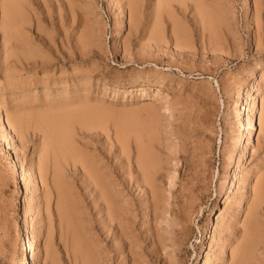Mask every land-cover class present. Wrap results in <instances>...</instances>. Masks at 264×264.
<instances>
[{"label":"bare ground","instance_id":"6f19581e","mask_svg":"<svg viewBox=\"0 0 264 264\" xmlns=\"http://www.w3.org/2000/svg\"><path fill=\"white\" fill-rule=\"evenodd\" d=\"M103 1L112 6L110 0ZM120 1L115 0V3ZM171 1L173 0H155L151 5L147 17L151 15L153 22L146 17V21L152 23L151 26L148 25L149 28L146 26L147 37L145 41L147 46H158L160 44L161 35L164 34L161 33L160 27V23L163 21L160 18H165L163 17V11L170 18L176 17V15L172 17L169 14V12H172L170 11ZM185 1L175 0L180 6L187 2ZM247 1L245 0V12L249 4ZM263 1L252 0L253 15H249L246 23L248 26V41L254 45L255 52H259L264 45V27H261L264 25V14L261 10ZM190 2L189 13L192 15V19H195L201 31L204 30L207 33L206 45L208 44L212 51L219 49V47L223 49V45L220 46L221 42L219 44L221 39L219 34L221 33H218V30H222V24H230V17L227 18V15L225 17V14L229 13H225V11L229 8L224 11L226 4L218 0H190ZM127 4L130 8L127 7L130 11L129 20L121 9L118 12L119 18L115 24L116 34L127 28V25L136 29L140 22L137 1L127 0ZM0 5L5 14L7 13L6 15L9 16L8 11L15 4L11 0H0ZM186 6L188 7V5H185V8ZM163 8L165 9L163 10ZM176 14L178 13L176 12ZM174 19L169 20L171 21V28L168 29H171V33L174 31L176 36L179 34L178 31L181 30H178L181 23H179V26L176 25L179 20L175 19V22ZM20 23L22 22L20 21ZM0 26L3 27L4 25L1 24ZM198 26L195 27L198 29ZM250 27L253 30H250ZM87 34L86 38L90 39L93 36L91 29ZM116 34L115 37H117ZM228 34H230L229 31ZM223 38L222 40H224ZM228 40L233 42L231 37ZM181 41H184V39ZM201 41L203 42V40ZM2 42L4 41L2 40ZM162 44H165V42ZM218 44L219 47H216ZM228 47L232 49V46L227 44ZM155 48L157 49V47ZM162 48L164 49V47ZM202 48L200 51H202ZM156 49L150 50L154 52ZM210 49L207 51H211ZM33 54L32 50L27 53L30 58L33 57ZM8 55L6 52L1 57L2 59L0 58V61L4 63ZM1 62L0 70L4 69L6 71L7 83L15 86V89L17 88L20 92H24L28 84L24 81H14L15 71L13 69L7 71L9 69L6 66L7 64L4 66ZM258 63L261 66L259 75L251 82L256 86V96L259 98L256 138H259L261 134L264 136V63L257 61L249 68H245L254 71V69H257ZM90 71L89 68H81L78 71V75L80 74L77 76L78 79L89 77ZM156 71H151V74ZM148 73H146L147 76ZM156 75H159V73ZM76 80L77 78L74 79V81ZM221 83L226 96V109L230 105L229 98L235 97L233 107L229 108L230 111L227 109L223 117L229 120L228 116L232 111L237 119V127L234 126V129L233 127L224 128L223 130L224 145L220 155V168L216 170L217 183L214 191L212 190L213 192L210 189V183L214 175L212 176L210 169L212 168L210 167L212 143H209V134L206 133V135L208 134V140H206L208 142H205V139L201 142V137L197 139L199 136L194 138L196 134L203 133L201 128L204 125H201L203 114H200V110L199 113L196 111L199 114V117L198 115L196 117L200 121H197L195 117V123L193 121V124L189 122V125L192 124L191 126L185 122V126L183 123V126L180 124L182 128L176 127V131L173 133L179 141L176 138L175 141L178 144L173 146L172 144L175 142L173 141L170 144L172 148L157 145L158 142L156 141L160 137L157 109L155 110L156 113L154 112L157 106L149 107L147 120L143 123H140V121L139 125L135 121L136 127L132 129L121 126L122 123L115 118L110 120L111 118L106 114L107 111L105 113V110H107V108H104L105 105L81 103V97L73 101H64L63 104L61 102V104L56 105L57 108L49 111H41L40 106L39 109L30 108L31 111L29 109L25 111L24 108L22 112L18 110L10 111L4 114L3 118V112L0 110V140L4 139L6 148L12 149V152L8 153L9 163L14 169V177L17 178L20 187L19 196L23 198L21 225L25 226L26 230L22 242V248L24 247V249L15 257V264H29V258L34 254L36 255V252L39 253L37 251L40 249L38 248V234L27 229L26 226L28 224V214L34 212L35 207L37 209L44 208L47 214L51 212L54 216L56 221V224H54L58 231L57 241L62 247L67 264H186L190 257L197 260L199 252L205 247L207 249L200 264H262L264 261V160L261 159L253 167L244 169L242 163L239 162V154L235 166L231 173L229 172L230 154L234 150L238 139L242 136L239 127L246 125V133L248 134L253 129L252 109L255 104L254 97L252 99L250 90L247 87L244 95L246 109V122L244 124L240 116L241 111L237 107L243 83L240 72L230 73L229 76L221 80ZM60 84L62 85L61 88L65 87L63 82H60ZM76 84L75 86H78L79 81ZM114 84L119 85L118 82ZM150 85L149 82H132L125 89H128V92H133V89L137 90V88L147 90ZM47 86H49L48 83L42 89L44 93H46ZM153 86L152 89H155V91L152 94L154 96H160L159 92H164L160 83L156 82ZM64 91L60 95H66L67 92ZM164 103L167 106L165 101ZM197 107L200 108V106ZM192 117L194 118V115ZM189 120L191 121V119ZM185 121H187L186 118ZM205 121L209 122L207 118ZM29 127L40 135L38 145H30L32 150L26 158V162H24L25 160L18 155L19 151L16 145L13 144V137L16 136L20 140H18V143L22 144L21 141L25 139L26 135L24 134ZM170 129L169 131H171ZM230 129H233L232 131L236 135L228 133ZM180 131L184 132V135L180 136ZM99 135L104 137L102 142L98 140ZM167 135L164 134L168 139L169 134L167 133ZM206 135H203V137H206ZM248 137L245 140V146L248 144ZM107 138H110L112 142L109 139L110 143L105 144ZM130 138L132 139L130 140ZM22 147H19L21 152L25 149V146L24 149ZM172 160L174 162L170 163ZM178 161L181 163L180 167L179 165L176 167ZM169 163L172 164V170ZM0 178L2 177L0 176ZM232 183L236 185L234 190V185L231 188ZM38 188L41 189L39 192H37ZM223 193H226L222 202L223 205L219 208L212 227L210 213L218 205V198ZM194 224H196L199 235H194ZM193 237L194 242H190ZM43 245L45 248L50 244L46 240ZM49 248L46 250L48 264H60L62 255L57 254L58 251L52 247V244ZM191 264L193 263L191 262Z\"/></svg>","mask_w":264,"mask_h":264},{"label":"rangeland","instance_id":"374dc122","mask_svg":"<svg viewBox=\"0 0 264 264\" xmlns=\"http://www.w3.org/2000/svg\"><path fill=\"white\" fill-rule=\"evenodd\" d=\"M12 1H14L15 5H12L11 9L8 11L10 13L9 16L6 15L7 13L5 14V11L0 5V25H4L3 27L0 26V54H2L0 55V58L6 52L7 54H9L7 56L8 58H6L7 60H4V63H2L1 61L0 62L1 64H4V66L5 64H7L6 66L7 68H9L7 69V71L11 69L15 71L16 76L13 79L14 81H24L28 85L27 89L24 92L21 91V93L19 90H17V88L15 89V86L7 83L8 78L6 75V71L4 69L2 71L0 70V110L3 112V118L5 116L4 114L10 111L12 112L18 110L22 112L24 111V108L25 111H27L26 109L30 110V108L39 109L40 106L41 111L53 110L54 108H57L56 105H58L59 103L61 104V102L63 104L64 101H73L74 99H80L78 97H81V103H92L98 104L99 106L105 105L106 107L104 108H107V110H105V113L107 111L106 114L109 118H111L110 120L115 118L118 122L122 123L121 126H126V129H128V127L132 129L136 127V122L137 125H139L140 121V123H143L145 120H147L148 117L146 118V116L149 115V107L157 106L154 109V112L157 109V113H155L158 114V128H160V135L158 134L160 137L158 136L159 139L156 141L158 142L157 145L159 144L160 146H170V148H172V145H177V141H179L173 133L174 131H176V127L182 128L184 124L186 125L187 123V125H189V122L192 123V121L193 123H195V117L196 115H198L199 117L198 113L200 110L201 115H205L206 113L205 116L202 115L204 118L201 116V121L203 120L201 125H208H203L204 127L201 126V128L203 129V133L196 134L194 138L199 136L197 139H200L201 137V142H203L202 140L204 139L205 142H208L206 140H208L207 136L209 134V143H212L213 151H211L210 153V167H212L210 169L212 171V176L214 175L210 183V189L211 192H213L217 183L216 170L220 168V155L222 153L224 145L223 130L224 128L233 127L234 129V126L237 127V119L232 111L228 116L229 120L228 118L223 117L227 109H231L233 107V101L235 97L229 98L230 105L226 109V96L223 92L221 80L226 76H229L230 73L232 74L238 71L241 74L243 83L240 89V97L238 100L239 102H237V107L239 111H241V120H243V123L245 124L246 109L244 95L245 90L248 87L252 99L254 97L255 103L254 108L252 109L253 129L250 134H248L246 133V125H241L239 127V131L242 132V136L238 139L234 150L230 154L229 160L231 163L229 172L231 173L233 167L235 166L239 154V162L242 163L244 169L253 167L254 165L258 164L261 159L264 160V136L261 134L259 138H256L257 109L259 107V98L256 96V86L251 83L252 79L258 77L259 68L261 66L258 63L259 66L257 65V69H254V71L245 69L249 68L257 61L264 63V45L261 47L259 52H255L254 45L250 44V41H248V26L246 23L248 21L247 19H249V15H253V6L251 3L252 0L247 1L250 5L248 4L249 10L247 9L246 12L244 7L245 0H218L226 4L225 8H227H224V11L229 8V10L225 11V13L229 12L225 14V17H230V24L228 25L224 23L221 25L222 30H218V33H223L222 37L221 34H219V37L221 38V41L219 40V44L221 42L220 46L223 45L224 52L223 49L219 47V44L218 46H216L217 44L214 45L216 47H219V49H215V51H212L208 47V44L206 45V31H201L198 23L194 18L193 19L195 23L192 21V15L189 13V5L191 7L190 0H186V3L183 2V6H180L177 2H175V0H173L174 2L171 1L170 3V11L172 12H168L172 17H174L173 15H176L177 18H174L176 20H179V22L177 21L178 24L174 18H170L168 15H165L166 12L163 11V17L165 18H160L161 21H164L160 23V27L162 30L161 33L164 34L161 35L163 39L161 38L160 44H158V46H147L145 41L147 37L146 29L147 27L149 28V26L152 25V23L150 24L148 20L146 21V17L147 14L150 13L151 5L155 2V0H136L139 14L138 18L140 19L138 26L135 29L127 25V28L121 30L118 34L115 33V24L119 18L118 12L121 9L124 12V15L127 16V19L129 20L130 8L127 4V0H121L119 3H115V0H110L112 6L106 4V1L103 0H11V2ZM177 5H179L180 7H177ZM185 5H188V7L186 6L185 8ZM164 9L165 8H163V10ZM231 9L233 10L231 11ZM261 10L264 14V1L261 6ZM176 12L178 14H176ZM147 18L151 19L152 21L151 15ZM171 19H174L176 25L178 26L179 23H181L179 28L177 27L178 30L181 29V33L177 30L179 34H177L176 36L174 31L173 33H171V29H168L171 28V21H169ZM20 21L22 23H20ZM194 24L195 26H198V29L194 26ZM261 27H264V25H262ZM89 29H91V33L93 34L90 39L86 38V36H88L87 32L89 31ZM249 29L251 30L252 27H250ZM186 30L189 32H187ZM197 30L198 32H196ZM230 30L234 34H231ZM228 31L230 34H228ZM260 31L262 32V30ZM115 34L117 35V37H115ZM228 35L230 36L228 37ZM184 36L186 37L183 38ZM178 37L180 38L179 40ZM230 37L231 39H233L234 43L228 40L230 39ZM222 38L224 40H222ZM183 39L186 42L181 41ZM2 40L4 42H2ZM201 40H203V42ZM198 41H201L202 43ZM163 42H165V44H162ZM175 44L177 48L175 47ZM227 44L228 46H232V49L231 47L227 48ZM224 46H226V48H224ZM149 47H152L150 48L152 51L153 48L156 49L155 47H157L158 50L156 49L154 50V52H152ZM162 47H164V49ZM27 48L33 51L34 54L32 58L28 57L27 53L29 50ZM201 48L202 51H200ZM235 48L238 49L236 50ZM208 49H210L211 51H207ZM225 52H227L228 54ZM219 54L221 55V57ZM81 68L91 69L90 73L88 74L89 77L87 76L82 79H78L77 76L80 75H78V71ZM146 71L149 72L148 76L146 75ZM151 71L156 72L154 74H151ZM158 73L159 75H156ZM76 78L77 80L74 81V79ZM159 80H162V82H160ZM78 81L79 85L75 86L77 85L76 83H78ZM60 82H63L65 84V89L61 88L62 85L60 84ZM117 82L119 85L114 84ZM132 82H149V84L151 85L147 90L137 88V90L133 89V92H128V89L126 90L125 88ZM156 82L161 84V89L165 92V94L164 92H159L160 96L157 95V97L153 95L155 89H152L154 88L153 85ZM46 83H48L49 86H47L48 90L45 89L46 93H44L42 89L45 87ZM140 90H143L144 92ZM63 91L65 93L67 92L66 95H60ZM164 101L166 102L167 106L164 105ZM197 106H200V108ZM191 112L193 113L194 118L192 117L193 115ZM187 116H190L192 118H188ZM198 117H196L197 121L199 120ZM185 118L187 119V121H185ZM206 118L209 122L205 121ZM189 119H191V121ZM206 126L208 127L207 129ZM163 128L164 130H162ZM169 129L171 131H169ZM204 129H206L207 131L205 130V132ZM232 130L230 129L228 133H231V135H236V133H234ZM27 131L28 133H26ZM26 132L24 134L26 135V137L24 136L25 139H23L24 142L23 140L21 141L22 144H20V142L18 143L19 139L16 136L13 137V144L16 145L17 150L19 151L18 155L23 158V160H25L24 162H26V158L29 156V153L32 150V147L30 145H36L39 142L40 135L31 127H29ZM170 132L173 134H171ZM167 133L169 134L168 139ZM206 133L208 134L206 135ZM164 134H166L167 136L165 137ZM179 135H184V132H181V134ZM203 135H206V137L204 136V138ZM246 136L249 139L248 144L245 146L244 144L246 142ZM176 138L177 141H175ZM103 139L104 137L99 135L98 140L102 142ZM109 139L110 138H107L105 140V144L112 142L111 139L109 142ZM131 139L132 138H130V140ZM164 139L166 140L164 141ZM22 146H25V149ZM19 147H22L24 150L21 152L19 150ZM9 152H12V149H7L4 144V139H1L0 173L2 175L0 174V176L2 178H0V264H15V257L24 249V247L22 248V242L26 231L25 226L21 225V221L23 218V198L19 196L20 187L17 178L14 177V169L9 163ZM173 162L174 160H172V162L170 163ZM171 165L172 164H170V169L172 170ZM178 165L180 167V161H178L176 167H178ZM174 172L177 173L176 171ZM235 186V184H231V188H233V190L235 189ZM39 190L41 189L38 188L37 192H39ZM225 195L226 193H223L221 197L218 198V205L214 207L210 213V223L212 227L214 224L215 216L218 213L219 208L223 205L222 202ZM27 218V229L32 230L34 233L38 234V248H40L37 250L39 253L36 252V255L34 254V256L29 258V264H36L37 262H39L37 264H43L44 262H46L44 264H48L49 260L46 255V250L49 247L51 248V244L52 247L57 249V254H59V256L62 255V261L60 262V264H67V262L65 261L66 259L64 258L65 256L63 254L62 247L57 241L58 231L56 229V221L52 213L50 212L47 214L44 211V208L37 209L35 207L34 212L28 214ZM195 225L196 224H194L193 226L194 235H199V231L197 230V227ZM45 239L50 245L48 247L45 246L44 248L43 244L46 241ZM193 239L194 237L191 238L190 242H194ZM206 249L207 247L199 252L197 260L190 257L186 264H191V262L193 264H200ZM262 264H264V261Z\"/></svg>","mask_w":264,"mask_h":264}]
</instances>
